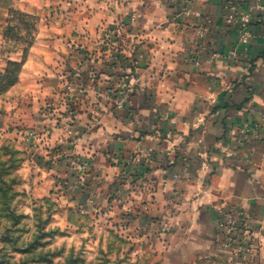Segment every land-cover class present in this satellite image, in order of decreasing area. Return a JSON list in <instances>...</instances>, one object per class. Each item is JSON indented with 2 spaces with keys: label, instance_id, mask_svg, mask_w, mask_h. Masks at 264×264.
<instances>
[{
  "label": "crops",
  "instance_id": "0c3cea01",
  "mask_svg": "<svg viewBox=\"0 0 264 264\" xmlns=\"http://www.w3.org/2000/svg\"><path fill=\"white\" fill-rule=\"evenodd\" d=\"M190 7L200 16L171 0H0V59L21 54L5 52L10 12L36 17L24 72L39 62V150L95 155L89 181L116 191L106 203L129 211L135 229L156 234L162 264H264V0ZM232 11L252 22L228 26ZM80 74L98 85L63 120L48 118L46 96L55 112L70 109L56 93ZM123 74L133 91L118 109ZM94 76L114 87L111 100ZM230 212L251 231L254 256L222 248Z\"/></svg>",
  "mask_w": 264,
  "mask_h": 264
},
{
  "label": "rangeland",
  "instance_id": "374dc122",
  "mask_svg": "<svg viewBox=\"0 0 264 264\" xmlns=\"http://www.w3.org/2000/svg\"><path fill=\"white\" fill-rule=\"evenodd\" d=\"M13 19L15 28L5 38V52L17 49L21 54L18 59H0V264H162L165 252L150 248L156 234L148 235L143 228L137 232L129 211L106 203L107 196L118 197L116 191L109 193L98 181H89L95 173L91 162L95 155H70L59 145L45 144L39 150V62L24 72L38 22L29 15ZM21 32L28 40H20ZM9 61L16 63L8 65ZM21 77L25 86L19 94L15 86ZM120 77L124 87L115 97L116 108L118 100L127 101L132 94L126 75ZM92 78L67 76L56 94L70 109L55 112L47 95L43 107L47 117L63 120L75 111L71 102L88 95L90 85L97 84L90 82ZM103 80L107 82L102 78V93L111 100L114 87ZM88 197L95 203L88 204Z\"/></svg>",
  "mask_w": 264,
  "mask_h": 264
},
{
  "label": "built area",
  "instance_id": "2783aa9c",
  "mask_svg": "<svg viewBox=\"0 0 264 264\" xmlns=\"http://www.w3.org/2000/svg\"><path fill=\"white\" fill-rule=\"evenodd\" d=\"M174 3L182 5V13L185 16H191L195 14L200 16L199 13H194L190 7L191 0H171ZM132 21H136L133 18ZM252 22V16L249 14H239L236 11L230 12L226 16V23L228 26H233L237 23L242 26H248ZM129 91H133L132 86L129 87ZM126 104V98L116 102L119 109H122ZM220 231L223 236L222 248L230 252L235 256L250 257L254 256L257 252L255 239L248 228L241 226L239 218L236 212H230L226 214L220 223Z\"/></svg>",
  "mask_w": 264,
  "mask_h": 264
},
{
  "label": "trees",
  "instance_id": "16d2710c",
  "mask_svg": "<svg viewBox=\"0 0 264 264\" xmlns=\"http://www.w3.org/2000/svg\"><path fill=\"white\" fill-rule=\"evenodd\" d=\"M16 15H21V16H24V17H28V15L27 14H25V13H22V12H19V11H11L10 12V19H9V25H8V28H7V31H6V33H5V38L6 39H8V37H9V35H10V32H13V30H14V28H15V25L13 24V22H14V17L16 16ZM22 33V32H21ZM19 34L21 37L20 38H22V39H20L21 41L22 40H24V39H27L26 38V35L24 34V33H22V34ZM28 40V39H27ZM34 41H35V37L34 38H32L31 40H30V44L32 45V44H34ZM24 52H25V50H24ZM11 63H16V62H10L9 61V63H8V65L9 64H11ZM8 71H6L5 72V75H6V73H7ZM16 81H17V79L16 80H14L13 81V84H16Z\"/></svg>",
  "mask_w": 264,
  "mask_h": 264
}]
</instances>
